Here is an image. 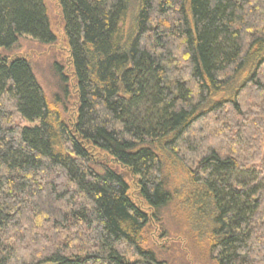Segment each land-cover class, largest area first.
Masks as SVG:
<instances>
[{
  "label": "trees",
  "instance_id": "16d2710c",
  "mask_svg": "<svg viewBox=\"0 0 264 264\" xmlns=\"http://www.w3.org/2000/svg\"><path fill=\"white\" fill-rule=\"evenodd\" d=\"M133 2L58 0L72 118L29 62L0 60V264H157L118 169L158 212L164 157L187 168L215 263L264 264V0H137L126 28ZM24 36L55 43L44 0H0V48Z\"/></svg>",
  "mask_w": 264,
  "mask_h": 264
},
{
  "label": "rangeland",
  "instance_id": "374dc122",
  "mask_svg": "<svg viewBox=\"0 0 264 264\" xmlns=\"http://www.w3.org/2000/svg\"><path fill=\"white\" fill-rule=\"evenodd\" d=\"M44 5L47 9L51 31L56 37L55 43L42 45L30 37H20L11 49L0 48V60L11 62L15 59H24L29 62L48 102L54 103V98L58 97L57 108L61 116L68 119L72 118L76 112L70 50L64 33L58 0H44ZM136 12L137 0H134L126 28H131L130 26L133 25ZM56 66L68 79V94L66 95L61 91V83L55 71ZM260 97L264 99L263 95ZM244 99L251 104L252 100L257 98L249 91ZM258 102L261 105L262 102ZM250 111L253 114L256 112L253 107L249 108ZM261 140L263 151L264 135ZM97 157L96 159H100L102 163L105 160L104 156ZM163 162L162 177L166 190L171 194V200L158 212L151 210L140 198L137 179L128 171L118 169L129 186V199L149 217L144 233V248L153 251L157 264H216L210 254L207 229L198 222L193 208L187 168L169 157H164ZM108 165L111 166V164Z\"/></svg>",
  "mask_w": 264,
  "mask_h": 264
}]
</instances>
